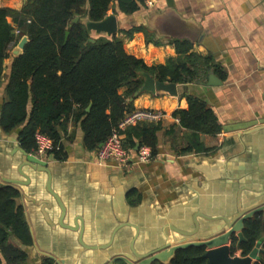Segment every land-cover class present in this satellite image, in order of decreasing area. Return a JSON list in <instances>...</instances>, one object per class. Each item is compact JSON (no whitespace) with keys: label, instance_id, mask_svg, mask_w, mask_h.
<instances>
[{"label":"crops","instance_id":"1","mask_svg":"<svg viewBox=\"0 0 264 264\" xmlns=\"http://www.w3.org/2000/svg\"><path fill=\"white\" fill-rule=\"evenodd\" d=\"M25 4L26 0H0V9L19 12ZM111 16L117 19L118 31L109 38L122 40L126 52L147 66L165 65L177 56L175 41H188L191 52L212 56L226 79L215 74L221 86L177 85V95L142 92L129 99L135 110L165 115L158 155L148 163H139L133 154L126 167L99 166L96 152L83 148L81 128L68 119L62 138L68 158L49 159L52 190L65 207L64 224L78 222L84 244L98 248H83L79 233L61 227L62 211L47 191V174L24 168L31 183L20 187L16 204L27 215L33 244L26 246L14 236L9 240L26 253L23 264H57L54 258L63 264H105L119 255L155 253L183 239L181 232H193L196 222V236H204L221 226V219L264 196V0H157L155 8L142 7L133 15L123 14L114 3L107 17ZM101 36L108 37L91 34L93 40ZM11 63L12 58L6 63L9 68ZM9 68L0 86V116ZM189 95L206 101L222 126L216 137L201 138L206 148L215 149L210 153H175L185 141V131L173 115L188 109ZM173 127L175 135L170 133ZM19 131L7 134L0 126V177L24 182L19 174L25 160ZM132 191L141 195L134 206L128 199ZM203 215L217 222L209 223ZM119 222L127 224L111 246L101 249L111 242ZM0 260L9 264L1 253Z\"/></svg>","mask_w":264,"mask_h":264},{"label":"trees","instance_id":"2","mask_svg":"<svg viewBox=\"0 0 264 264\" xmlns=\"http://www.w3.org/2000/svg\"><path fill=\"white\" fill-rule=\"evenodd\" d=\"M114 3L123 14L133 15L144 7L145 0H26L19 12L0 9V86L9 68L6 63L12 58L0 126L7 134L20 130L18 142L27 153H33L36 134L41 133L52 139L55 146L59 145V150L49 156L66 161L68 155L62 138L70 118L83 132V148L97 152L135 110L129 99L142 88L143 73L157 82L176 85L202 84L210 74L226 79L214 58L191 52L192 44L188 41H175L177 56L165 65L152 67L129 55L116 36H101L90 42L92 37L85 19L93 23L103 21ZM75 18L79 21L72 24ZM16 29L20 30V36L15 35ZM127 35L132 37V31ZM23 36L28 43L22 55L13 56L12 50ZM123 89L125 92L121 94ZM187 101L188 109L173 115L185 131V141L175 148V153H210L215 149L206 148L201 138L216 137L222 126L206 101L194 95H189ZM162 129L161 123L141 122L119 134L131 154H135L138 145L146 146L155 158ZM175 129L170 133L176 134ZM19 196L14 188L0 186V253L9 264H23L27 259L25 252L9 243L11 236L26 246L33 244L24 209L16 204ZM128 199L134 206L141 195L132 191ZM243 235L245 240L240 243L236 236L232 238L233 256L237 251L242 257L248 256L264 238V212L245 222ZM206 251L205 247L178 250L170 264H209L204 258ZM259 256L254 264H264V252ZM43 264L54 263L48 260Z\"/></svg>","mask_w":264,"mask_h":264},{"label":"water","instance_id":"3","mask_svg":"<svg viewBox=\"0 0 264 264\" xmlns=\"http://www.w3.org/2000/svg\"><path fill=\"white\" fill-rule=\"evenodd\" d=\"M79 21L78 18H75L72 21L73 23H77ZM86 27L88 33L92 34L93 31L98 34L104 33L108 37L114 35L118 31L117 19L114 16L107 17L103 21L98 23L87 22ZM90 42H94L93 39H90ZM28 43V38L24 37L21 39L18 47L13 50L14 56H20L23 53L25 45ZM144 84L140 91L135 94V97L142 92H150L156 94L157 92H166L171 95H177V85L173 83H160L153 79L149 74L143 73ZM200 85L205 86L206 88L221 86V80L214 74H210L208 76V80L205 83H198ZM91 106L87 108L89 111ZM102 145L100 146V148ZM139 145L136 147V151H138ZM20 152L25 156V160L22 163L21 169L19 170V174L23 177L24 182L19 180H11L7 178L0 177V186L3 187H11L17 190L21 194L20 187L29 185L31 183V179L24 172V168H30L34 172L47 174V191L55 198L58 205L62 211V218L60 220V225L62 228L72 231L74 233H79V243L80 245L87 250H97L96 246H86L83 242V230L82 226L78 224V222L74 223L73 226H69L64 224L65 219V207L57 194H55L52 190V173L48 167V160H41L36 156L27 154L22 148ZM264 212V196L261 198H253L251 199L247 206L238 210L235 214L230 216L229 218L221 219L223 221L222 225L219 227H212L208 234L204 236H196L200 231L199 223H195V230L193 232H181V236L183 239L178 240L176 242L166 244L161 247L158 251L151 254H138L133 252V256H125L119 255L116 258L109 260L105 264H115L117 262H124L126 264H170L172 259L174 258L176 252L181 249H186L190 247H205L206 253L204 258H206L209 264H254L256 261L260 259V254L264 252L262 248V244L264 242V238L257 242L256 247L253 251L246 257H236L231 253L232 249V238L236 236L239 238V243L244 241L243 230L245 227V222L252 218L254 215ZM204 216V215H203ZM202 216H200L201 218ZM204 220L209 223L217 222V219L204 216ZM26 222L29 223L27 215L25 214ZM80 220V219H79ZM81 221V220H80ZM127 222H119V228L114 232L113 238H111V242L101 249H106L107 247L113 244L115 235L121 228L125 227ZM50 256H46L49 258ZM53 259V258H51ZM57 264H63V262L54 258Z\"/></svg>","mask_w":264,"mask_h":264},{"label":"built area","instance_id":"4","mask_svg":"<svg viewBox=\"0 0 264 264\" xmlns=\"http://www.w3.org/2000/svg\"><path fill=\"white\" fill-rule=\"evenodd\" d=\"M157 0H145V9H153L156 7ZM15 35L20 36V30H15ZM24 38V36L22 37ZM21 38V39H22ZM165 115L161 111L149 110V109H136L128 114L123 122L119 125V131H124L127 127L136 125L141 122H152L163 124ZM179 123V120L177 119ZM119 131H115L112 136L102 145L96 152V163L99 166H105L107 164H115L119 167H126L129 165L132 159V155L125 149L123 144V138L119 134ZM36 148L32 155L38 157L41 160H48L51 158L49 154L55 150H59V145L55 146L54 141L44 134H36ZM137 161L139 163H148L153 157L151 149L146 146L139 147L135 152Z\"/></svg>","mask_w":264,"mask_h":264},{"label":"rangeland","instance_id":"5","mask_svg":"<svg viewBox=\"0 0 264 264\" xmlns=\"http://www.w3.org/2000/svg\"><path fill=\"white\" fill-rule=\"evenodd\" d=\"M236 257H242V253L240 251H237L235 254Z\"/></svg>","mask_w":264,"mask_h":264},{"label":"flooded vegetation","instance_id":"6","mask_svg":"<svg viewBox=\"0 0 264 264\" xmlns=\"http://www.w3.org/2000/svg\"><path fill=\"white\" fill-rule=\"evenodd\" d=\"M115 264H126V263H124V262H117V263H115Z\"/></svg>","mask_w":264,"mask_h":264}]
</instances>
